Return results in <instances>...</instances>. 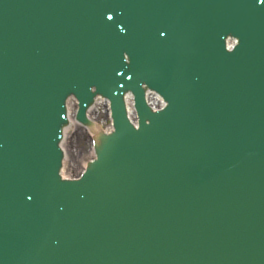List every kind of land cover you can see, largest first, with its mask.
Instances as JSON below:
<instances>
[{
	"label": "water",
	"instance_id": "95a60500",
	"mask_svg": "<svg viewBox=\"0 0 264 264\" xmlns=\"http://www.w3.org/2000/svg\"><path fill=\"white\" fill-rule=\"evenodd\" d=\"M0 264H264V0H0Z\"/></svg>",
	"mask_w": 264,
	"mask_h": 264
}]
</instances>
